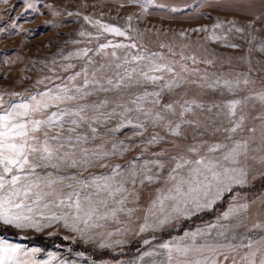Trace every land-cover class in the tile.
<instances>
[{"label": "snow or ice", "instance_id": "1", "mask_svg": "<svg viewBox=\"0 0 264 264\" xmlns=\"http://www.w3.org/2000/svg\"><path fill=\"white\" fill-rule=\"evenodd\" d=\"M23 2L27 9H33L36 0ZM128 2L139 3L147 11V5L153 3V0ZM83 18L97 27L95 36L85 31L79 32L81 37H88V43L93 39L99 41L104 34L125 37L130 42L114 43L107 40L99 43L95 48L99 60L89 56V52L93 51L91 48L64 56L65 61L77 59L85 63L79 71L68 75L66 80L60 76L47 75L37 80L36 85L45 84L46 81L53 84L52 87L46 86L43 91L0 93V222L18 229L34 228L39 231L42 225L35 216L40 213L47 220L63 219L65 227L84 234L89 229L103 227L100 221L114 219L118 213L125 212L130 197L139 199V192L126 187L129 182L135 185L139 178L141 185H161L155 189L148 212L156 216L158 210L163 218L158 216L157 223L163 225L172 213L180 214L189 205L197 210L210 208L227 190L226 182L243 183L242 169L225 166V163L237 165L238 158L246 155L247 142L240 141H233L231 146L221 142H193L183 147L174 145V153L159 148L151 151L146 158H134L126 166L116 164L110 168V175L91 176L84 180H79L75 174H58L63 167L75 169L94 162L105 167L101 163L104 159L120 155L135 146L125 145L124 141H113L110 149H106L103 143L95 145V150L85 147L90 139H97V127L111 122L113 117L121 119L117 127L110 129L106 135L120 132L129 126L136 130L134 136L137 137H143L149 127L160 129L166 134L150 133L142 141L146 151L152 146L171 143L168 137L187 139L182 130L184 126L200 128V123L189 118V114L195 116L197 109L203 110L205 107L194 99L184 98L186 90L176 92L186 82L196 83L184 74L195 73L197 69L190 70L180 64L177 71L175 65L178 61L169 60L161 52L152 51L146 44H138L137 37L129 35L127 30L101 23L100 20L93 22L87 15ZM131 19L129 16L128 20ZM221 26L220 22L213 25L214 28ZM235 31L242 32L243 29L236 27ZM143 35L137 33L141 39ZM180 35L184 36L185 33ZM209 38L220 39L219 36ZM159 48H167L169 53L176 55L170 45L160 43ZM108 49L112 51H106ZM117 49L123 50L122 53L118 54ZM132 49L137 51L131 52ZM181 59L197 63L194 56L181 54ZM204 62L212 63L209 60ZM60 67L64 72H69L76 65L67 63ZM49 71L54 69L50 68ZM78 78H81L79 83ZM54 80H60V83H54ZM201 80V88L215 90L222 87L229 92L240 83L239 80L221 82L219 78L209 82L207 76L201 77ZM243 83L247 84L248 81L244 80ZM148 85L159 90L148 91ZM166 92L173 93L174 97L162 103ZM98 93L115 95L89 100V97ZM4 95L10 99L5 101ZM258 99L264 103V94H260ZM240 103L239 100H232L224 105L229 117L236 116ZM213 107L219 106L212 105L207 111L211 112ZM89 111H95L98 115L89 117ZM243 119L241 115L239 121H233V126L224 129L229 134L227 139L232 140L231 134L242 127ZM85 125L89 131L80 133L79 130ZM207 127L204 126L205 131ZM142 158L144 163L138 167L136 161ZM123 167L128 168L127 176L121 172ZM52 208H67L72 213V223H68L69 213L64 216H44L43 210ZM247 208V204L233 205L220 218L223 221L235 218V223L208 225L205 229L185 233L180 240L160 244L158 247L166 256V261L161 264H216L213 257L217 253L225 259L231 257L232 264H257L259 253L258 264H264V235L252 238L237 231L243 226L239 217ZM132 211L134 209H127L128 213ZM81 224L83 227H79ZM147 226L142 225L140 231L143 232ZM253 228L260 229L261 225L255 224ZM107 246L100 244L101 248ZM242 249L246 251L242 253ZM36 251L38 249H33L30 253L19 244L0 238V264H39L34 259ZM152 255V252L144 253V256Z\"/></svg>", "mask_w": 264, "mask_h": 264}, {"label": "rangeland", "instance_id": "2", "mask_svg": "<svg viewBox=\"0 0 264 264\" xmlns=\"http://www.w3.org/2000/svg\"><path fill=\"white\" fill-rule=\"evenodd\" d=\"M85 15L91 17L93 22L100 20L101 23L119 26L127 30L129 35L136 36L138 44H146L152 51L161 52L169 60L178 61L179 63L175 65L177 71L180 64H184L190 70L197 69L195 73L184 74L196 83L186 82L182 88L176 89V92L186 90L184 98L194 99L196 103L205 107L203 110L197 109L195 116L189 114V118H194L200 123V128L184 126L182 130L187 139L168 137L171 143L152 146L146 151L142 141L150 133L166 134L160 129L149 127L143 137H137L134 136L136 130L129 126L120 132L106 135L110 129L117 127L120 117H113L106 125L101 124L97 127L93 124L97 127V139L95 141L90 139V143L85 147L95 150V145L103 143L106 149H110L113 141L117 143L124 141L125 145L135 146L120 155L104 159L101 163L106 165L105 167H100L94 162L75 169L63 167L58 174H75L79 180H84L91 176L110 175V168L116 164L126 166L133 162L134 158H146L151 151L159 148L174 153L176 151L174 145L183 147L193 142L209 144L221 142L231 146L233 141H240L247 142L246 155L238 158L237 165L225 163V166L242 169L243 183L226 182L227 190L210 208L197 210L189 205L182 213H172L166 223L159 225L157 217L161 219L163 217L158 210L156 216L149 214L148 209L154 198L155 189L161 185L159 183L141 185L138 178L135 185L129 182L126 187L139 192V199L130 197L125 205V212L118 213L114 219L100 221L103 227L89 229L81 234L74 232L71 227H65L63 219L47 220L37 213L35 219L42 225L39 231L34 228L18 229L0 222V226L18 233V236L0 234V238L17 243L30 253L33 249H38L34 259L39 264H161L166 261V256L158 247L160 244L180 240L185 233L205 229L208 225L235 223V218H231L230 221H223L220 218L230 207L239 204H247L248 208L239 217L243 226L237 231L252 238L264 235V103L258 99L260 94H264V0H153V3L147 5V11L141 4L129 3L128 0H36L33 9H27L23 0L7 2L0 0V93L43 91L46 86L52 87L53 84L46 81L45 84L36 85L37 80L46 75L60 76L66 80L68 75L79 71L80 66L85 63L84 60L77 59L65 61L64 56L80 49L91 48L93 51L89 52V56L99 60L100 57L95 52L99 43L107 40L114 43L130 42L125 37L104 34L99 41L93 39L88 43V37H81L79 32L85 31L95 36L97 27L94 23L86 22L83 18ZM129 16L132 17L130 21ZM229 21L233 23L229 24ZM218 22L222 24L221 28H214L213 25ZM236 27L242 28L243 31L236 32ZM196 29L201 30L195 31ZM137 33H143V39L137 36ZM180 33L185 35L181 36ZM213 36H219L220 39L209 38ZM74 41L76 43H73ZM160 43L170 45L176 55L169 53L167 48L160 49ZM106 51L111 52L112 49ZM116 51L121 54L123 50ZM181 54L194 56L197 63L181 59ZM206 60L212 63H205ZM67 63H73L76 67L64 72L60 66ZM50 68L54 71H49ZM204 76L209 78V82L219 78L221 82L239 80L240 83L231 92L222 87L215 90L201 88L200 84L203 83L201 77ZM80 80L81 78H78L77 83ZM244 80L248 83L244 84ZM54 83L58 84L60 80H54ZM147 90L159 89L148 85ZM105 95L113 96L115 93H98L89 97V100L94 101ZM173 97V93L166 92L162 103ZM3 99L7 101L10 97L4 95ZM232 100H239L241 103L237 106L236 116L229 117L224 105ZM212 105L219 107H213L212 111L208 112L207 108ZM97 115L95 111L88 112L89 117ZM241 115L244 117L242 127L231 134L232 140L227 139L229 134L224 129L233 126V121H239ZM205 125H208L206 131ZM217 128L220 131H214ZM79 131L85 133L89 130L85 125ZM130 137L132 139H129ZM143 158L136 161L138 167L144 163ZM121 172L127 176L128 168L123 167ZM127 209L134 211L128 213ZM210 210L209 217L194 222L192 227L184 228L180 234L158 237L160 232L167 229H182L184 220ZM65 213H69L68 223L71 224L72 213L67 208L43 210L44 216L53 214L64 216ZM255 224H260L261 228H253ZM142 225H148L143 232L140 231ZM108 233L112 235L109 236ZM35 237H42V240H36ZM134 239H138V243L129 249L128 245ZM145 241L148 243L145 244ZM101 243L108 246L101 248ZM73 244L85 249L107 250L120 256L96 260L86 252L74 248ZM245 251L241 250L242 253ZM145 252H152L153 255L144 256ZM213 259L216 264H232L231 257L225 259L219 253ZM258 260L259 253L257 264Z\"/></svg>", "mask_w": 264, "mask_h": 264}, {"label": "trees", "instance_id": "3", "mask_svg": "<svg viewBox=\"0 0 264 264\" xmlns=\"http://www.w3.org/2000/svg\"><path fill=\"white\" fill-rule=\"evenodd\" d=\"M210 214H211V210L205 211L204 213H202L200 215L196 214L191 219H186L182 222V226H181V227H183L182 229H177V230L167 229L166 231L160 232L158 237L162 238L164 236H169L173 233L180 234L184 230V228L188 229L189 227H192V224L194 222H196L198 220H204L205 218L209 217ZM0 234H2V235L3 234H5V235L9 234V235H13V236H18L17 232H15L9 228L2 227V226H0ZM34 239L40 241V240H42V237H35ZM137 243H138V239H134L130 243V245H128V248L132 249L135 246V244H137ZM68 244H71V243H68ZM72 246H74V248H76L77 250H80L81 252H86L87 254L92 256L93 259H96V260L109 258V257L117 258L120 256L118 253H112V252L107 251V250L85 249V248H82L80 245H74V244Z\"/></svg>", "mask_w": 264, "mask_h": 264}]
</instances>
